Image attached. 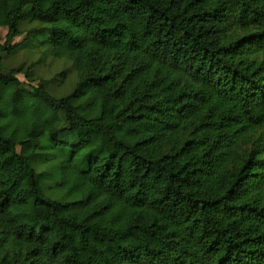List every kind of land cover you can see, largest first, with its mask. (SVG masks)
<instances>
[{
    "label": "trees",
    "instance_id": "1",
    "mask_svg": "<svg viewBox=\"0 0 264 264\" xmlns=\"http://www.w3.org/2000/svg\"><path fill=\"white\" fill-rule=\"evenodd\" d=\"M2 25L0 264H264V0Z\"/></svg>",
    "mask_w": 264,
    "mask_h": 264
},
{
    "label": "rangeland",
    "instance_id": "2",
    "mask_svg": "<svg viewBox=\"0 0 264 264\" xmlns=\"http://www.w3.org/2000/svg\"><path fill=\"white\" fill-rule=\"evenodd\" d=\"M16 0H0V5L2 7H0V13H1V22H3L6 18V12L9 10V8H11L13 6V4L15 3ZM8 4V6L10 7H6ZM5 34H6V28L4 25H2L0 27V44L3 45L4 44V38H5ZM22 40V38H16L14 43L20 42ZM11 65H9L8 67H10Z\"/></svg>",
    "mask_w": 264,
    "mask_h": 264
}]
</instances>
